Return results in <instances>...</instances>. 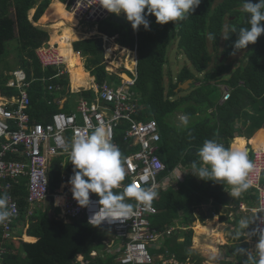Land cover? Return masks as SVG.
<instances>
[{
    "label": "trees",
    "instance_id": "obj_1",
    "mask_svg": "<svg viewBox=\"0 0 264 264\" xmlns=\"http://www.w3.org/2000/svg\"><path fill=\"white\" fill-rule=\"evenodd\" d=\"M50 1L0 0V59H7L6 65L2 67L5 70L10 66L19 65L27 71L28 80L31 77L35 78L29 89L28 86L26 88L30 99V105L26 110L31 118L35 117L37 121L43 120L39 118V113H35L39 108L43 109V98H52L46 91L47 85H44L45 81H42L41 77L50 78L55 69L43 70L35 57L34 49L48 39V32L33 27L28 20V12L34 7L32 20L35 21L42 14L43 21L46 9L64 7L60 2ZM243 3L244 0H201L194 13L188 14L185 19L178 22L170 21L166 24L157 23L155 16L149 14L147 18L150 21V30H145L143 26H140L139 30H133L131 23L126 19L127 26L112 22L109 17L103 21L108 30L117 32V40L121 44L133 47L136 42L138 45L135 92L141 94L145 110L136 116L143 120L152 117L158 123L161 137L157 154L164 162L166 172L177 164L189 167L193 161L199 166L197 152L207 139H214L228 148L232 139L239 136L235 138L233 145L235 148L240 144V137L243 135L246 136V145H251L250 136L255 131L256 138L264 137V33L258 37L256 43H250L243 50L240 59H230L237 34L229 31V38H223L226 26L229 28L235 26L237 30L240 27H249V14L243 11ZM10 7L13 8L12 11ZM60 19L69 20V17L62 14ZM70 19L73 21L71 14ZM47 20L51 21L50 17ZM172 29H175L176 38L172 39L177 47L176 60L179 61L178 53L181 52L187 61L173 75L174 79L171 76L173 70L164 69L167 63L166 50L170 42L169 33ZM15 33L18 39L15 38ZM22 35L25 37H21ZM210 35L214 38L210 39ZM221 37L223 42H220ZM9 40L10 42L14 40L12 47L8 43ZM73 48L81 50L83 55H91L87 60V66L97 81L109 79L119 82V78L114 74L109 75L110 78L102 77L106 72L101 60L103 53L100 38L74 41ZM23 53L30 56L32 61L27 62L22 57ZM9 54L15 57L14 63H10L9 58L5 57ZM4 70H0V90L3 94L12 87L5 85L8 74L5 75ZM127 73L130 77L134 76L131 72ZM188 78L194 81L190 87L176 92L174 89L178 84ZM50 82L60 83L61 90H64L68 75L66 73L55 75ZM218 83L226 84L230 90L229 98L221 103ZM7 91L8 95L14 93V89ZM82 93V96L91 97L92 92ZM56 108L50 106L48 109L57 111ZM175 111H180L188 117L187 127L175 124L169 119ZM70 142L71 140L69 144ZM61 159L62 156L54 157L53 165L48 168L50 190H53L60 181ZM189 169L183 180L177 182V187H169L152 201L158 209L152 218L156 228H162L165 223H172L175 219H179L185 225H190L196 218L203 221L219 212L224 205H230V209L237 210L240 197L234 198L229 195L231 186L201 180L191 173L192 168ZM14 190L19 202V217L23 219L29 206L26 200L25 180L22 179ZM246 191L242 194L246 195L247 202H252L256 196L248 195ZM0 193L3 192L0 190ZM238 214L236 213L235 221L232 222L235 236L239 228ZM219 218L224 220L226 216L220 215ZM197 225L205 224L196 222L194 227ZM105 231L106 228L92 226L84 219L74 218L66 222L62 218L50 217L45 207L37 209L30 216V225L27 228L28 235L36 236L37 240L21 241L16 250L13 246L10 247L11 251L3 255L2 264H73L76 252L87 256L91 249L101 246V238ZM192 234L191 229L182 231L166 238L164 243L178 258L185 259L190 256L192 264H199L202 257L195 255L189 248ZM177 236H182L183 240L177 241ZM238 238L242 239V236ZM227 248L228 253L236 258L233 263L228 262L229 264H245L247 257L238 249H246V242L232 244ZM114 257L109 254L105 257L98 256L89 264H117Z\"/></svg>",
    "mask_w": 264,
    "mask_h": 264
},
{
    "label": "clouds",
    "instance_id": "obj_2",
    "mask_svg": "<svg viewBox=\"0 0 264 264\" xmlns=\"http://www.w3.org/2000/svg\"><path fill=\"white\" fill-rule=\"evenodd\" d=\"M88 3L90 5H93H91L92 12L87 17L84 15V13L81 12L77 0H68L66 5L64 6L65 11H67V13H71L73 22L75 23L73 25V28L77 32L80 31L76 28L80 20L87 22H95L97 20L106 19L111 16L117 17L121 14H124L125 19L131 23V27L133 28V30H139L140 26H143L145 30H150V21L147 18L149 14L154 15L156 18V22L159 24H166L170 21L178 22L180 20L185 19L188 14L194 13L195 9L200 5L201 0H91V2L90 0H88ZM30 10L28 12V20L33 24V27L40 30H46L48 32V39L43 41L39 46L34 49L35 57L40 63L37 55L38 49L49 48L53 46L56 47L59 52L61 51L58 47L57 42L53 41L51 43L50 30L44 29L41 26L40 21H37L39 17L35 21H33L32 16L34 12L32 13L31 17H29V15L31 14ZM243 11L249 14V27H240L239 30H237L235 26H232L231 28L226 26L224 30V39L229 38V31L237 34V39L233 43V51L231 55H236L240 50L246 49L250 43H256L258 37H260L261 34L264 33V24L261 23L264 22V0H244ZM41 15L42 14H40L39 16ZM43 22L46 25H49L55 21L44 20ZM209 38L211 39L214 37L210 35ZM73 42L74 41H72V43ZM101 48L102 52H104V48L102 46ZM135 49V45L134 47L129 48L130 57H134V62L132 63V65L129 68L127 67V69L125 68L126 66L122 67L123 69L120 70L118 74H116L119 78L120 83L118 82V84H112L110 82H107L106 80L102 82H95L94 77V82L96 83L94 87H85L84 89H80L83 91H91L93 95L91 97L82 95L79 96L77 99V104L81 99H87L88 102L96 104L98 110L104 111L103 117L105 120H107L112 117L113 108L112 110H107L103 108L99 99L98 90L100 89V86L102 84H108L113 88L123 86V88L127 90V93L129 95L127 102H130L134 105V111L132 112L131 116L134 119L140 121H146L148 119L155 120V118L152 117L143 120L136 116L138 113L145 110V105L141 102V94L135 92V83L137 77L136 70L138 61V56ZM74 51L73 54L78 55L81 64V60L86 58H83L82 51ZM133 51L134 53L132 54ZM62 54L65 56V62L68 72L70 70L67 64L68 59L64 53ZM22 57L30 56H28L26 53H23ZM110 59L111 53L110 56L107 58V61L102 60V63L104 64V69L109 74H111L115 69H108ZM17 69L23 70V72H25L23 68L18 67H16L14 70ZM127 72H131L132 74H134V76L122 79L120 81L121 77L128 75ZM130 80H132V82H129ZM27 81H30L28 80V76ZM217 85L221 91L220 101L223 102L229 98L230 90L228 86L224 83H218ZM113 119L116 121V124L113 127L112 134L103 124H99L88 133H77L73 136L70 144L64 149V151L69 153V162H71L73 167L70 164H67L60 170L61 172L59 182L64 184V192L60 193L54 189H49V177L47 168L48 195L44 200L38 202L30 203L27 201L29 203V206L27 207L25 214L27 216H31L33 214V208L35 205H38L39 203H46L49 199L54 202L55 198L61 196L60 203L58 204L57 208L62 213L64 219L67 220L66 222H69L74 218H78L84 219L88 224L92 226L108 229L110 231V237L105 238L102 235V237H104L101 239L102 249L105 254L113 256L116 253H120L119 256H115L114 258L117 264H122L120 262V258L124 256L125 243L128 238L126 237V234L119 233L117 227L115 226L116 223L112 222L117 219L122 220V218L128 217L132 213L133 208L130 203L132 204L131 201L132 199H134L138 204L143 205L145 208H148L151 205L156 208L155 212L149 213L145 216L148 220L147 226L149 230L155 234V237L152 240L146 242L147 250L152 256V258H154V260L156 258V255L154 253L155 250L163 249L165 253H167L166 257H169L173 254L178 259V261L181 262V264H187L188 260L191 258H178L174 252L169 250V246L165 244L164 241L166 238L173 237L175 234L185 231V227H190L189 229H191L193 232L191 224L185 225L181 223L179 219H175L172 223H165L162 228H156L153 224L152 218L158 212V209L152 203V201L162 191L167 190L169 187H177V182L183 180L184 176L189 172V168H192L191 173L201 180L212 181L214 183H219L222 185L227 184L231 186V190L228 192L229 195L231 197L238 198L251 186V183L248 180V176L250 171L254 167L253 163L251 162L253 152L248 153L245 149L233 147L235 138L239 136H236L234 139H232L230 143L232 147L228 148H226L223 144L218 143L214 139H207L203 142V145L198 149L197 152V155L200 160L199 166L197 165V162L193 161L192 165L189 167L177 164L171 170L166 172L165 164L161 160L160 156L157 154L158 142L160 140L161 135L158 128V123L156 122V131L158 133V138L156 140H151V145L153 149L152 151H148V153L150 155L156 156L158 160L162 163L160 172L157 175V180L161 182V184L157 189L148 187V184H142V186L140 187L136 184L131 183V177L132 175H135V173L131 172L128 169L126 165V158L130 159V157H133L137 165L142 164L141 159L135 158V153H138L141 150V145L136 139L133 138V136L126 138L124 137L123 132L128 125V120L123 118ZM179 119L185 127L188 126L189 119L187 116H181ZM140 152H143V150ZM179 167H181L182 169H179ZM261 178H263V176H261ZM22 179L25 180L26 186L28 177L25 175L19 176L17 182H13L11 178L8 179L12 182L10 192L13 193V195L17 199L18 214L12 225L13 231L10 237H4V233L2 232L0 224V250H2L0 252L1 264L3 255L11 251L10 247H12L13 242L16 241L14 239L20 240V242L22 241V238L20 239L15 231V225L17 223V220L20 218V210L18 197L15 194L16 190H14L16 185H18ZM121 182L123 183L121 184ZM114 189H122L123 191L115 192ZM65 197H69L70 199L76 200L77 204L81 207H88L91 203L90 197H96L99 198L97 203L100 205V207L99 210L96 211L88 221L84 215L79 214L73 216L65 213L64 204L62 201V198ZM256 203H243L246 207L242 209L239 207L238 202L236 210L237 213L241 212L240 214L242 215L245 211H247V213L252 216V219L246 217L240 220L239 230L236 232V236L233 233V223L231 226V235L233 236V238H236L237 241H233V243H231L230 245L241 244L243 242L247 243L246 249H238L239 252L244 253L247 257L245 260V264H264V228L258 227V214L256 211L253 210V208L256 207ZM229 210L230 205H224L223 208L219 212L214 213L213 216L219 214L217 215L219 218L220 215H223V213H226ZM98 213L99 215H97ZM10 215L11 213L9 210V196L6 192L0 193V223H4L10 217ZM195 220H198L200 224H204L203 221H200L198 218H196ZM240 236H242V239L238 238ZM253 236H256L257 239H254ZM179 237L180 236H177V241ZM117 240H120V242H117ZM255 241L256 243L254 244L253 251L249 252L247 249L252 244L251 242ZM228 252L229 251H227V257L229 259L226 261L227 263H230L231 260L234 261L236 258L234 255L229 254ZM80 255L81 253L79 254V256ZM79 256L75 253V258H78Z\"/></svg>",
    "mask_w": 264,
    "mask_h": 264
},
{
    "label": "built area",
    "instance_id": "obj_3",
    "mask_svg": "<svg viewBox=\"0 0 264 264\" xmlns=\"http://www.w3.org/2000/svg\"><path fill=\"white\" fill-rule=\"evenodd\" d=\"M77 1L81 12L87 17L92 12L93 4L90 5L88 0ZM37 55L41 66L57 67V71L51 77L64 73L61 65L66 63L65 56L56 47L40 48L37 50ZM28 84L26 73L20 69L12 71V77L6 82L8 87H22ZM56 87L53 84L48 85L49 89ZM98 95L104 109L112 110L113 108V118L128 120V125L123 132L124 137L133 136L141 145L140 151L143 150V152L135 153V158L141 159L142 164L137 165L133 157L126 158L128 169L135 173L131 177V183L140 187L142 184H148V187L157 189L161 184L157 180V175L162 163L156 156L148 153L153 149L151 140L158 138L156 121L153 119L140 121L131 116L134 105L127 102L129 95L123 86L113 88L108 84H102ZM29 105L30 101L24 90L17 99L8 100L0 97V190L9 196L11 213L10 217L1 223L4 237L11 236L12 225L18 214L17 199L10 192L12 182L8 179L11 178L13 182H17L19 176H27V201L34 203L44 200L48 195L47 168L50 157L66 152L64 149L69 145L68 134L73 138L77 133L90 132L99 124H103L112 134L116 124L112 117L105 120L104 111L98 110L96 104L88 102L85 98L78 102L74 112L67 113L59 110L52 113L47 122H31L26 110ZM251 162L254 167L249 173L248 180L257 188L258 197L253 210L258 214V227L264 228V183L261 182L264 172V148L253 151ZM98 200L99 198L90 197V205L81 207L74 199L62 198L65 213L73 216L84 215L88 221L99 210ZM131 202L132 213L122 220L117 219L112 222L116 223L118 232L126 234L128 238L125 243V253L120 258V262L122 264H181L173 254L161 261H155L152 258L147 250L146 242L152 240L155 234L149 230L145 216L155 212L156 208L152 205L145 208L134 199ZM239 207L244 209L246 206L240 202Z\"/></svg>",
    "mask_w": 264,
    "mask_h": 264
},
{
    "label": "crops",
    "instance_id": "obj_4",
    "mask_svg": "<svg viewBox=\"0 0 264 264\" xmlns=\"http://www.w3.org/2000/svg\"><path fill=\"white\" fill-rule=\"evenodd\" d=\"M53 1H57V2H60L63 4V6L66 5V3L68 2V0H64V1H59V0H51V2ZM50 8V7H49ZM66 8V7H65ZM34 12V8H32L30 10V15L29 17H31L32 13ZM67 13V11H66ZM58 13L56 12L55 15H57ZM70 14L71 13H67L68 17H69V20H65V19H58V18H53L51 16L50 20H54L56 19L55 22L53 23H56L58 25H53L52 24H49V25H46L43 21L44 20H47L50 15L47 16V19H43V21L41 20V16H39V18L37 19V21L39 22L40 21V24L41 26L44 28V29H47V30H50V38H51V43L53 42V39H55V35L58 34V36L61 37V39L63 38L65 41H66V45L64 47H61V50L62 52L67 56L69 55L70 53H73V51L75 50L73 48V43H70L71 40L73 41H76V40H82V39H89V38H92V37H97V38H100L101 39V46L106 49L107 47H111L112 49V52H111V58L113 55H116L117 54V50L119 49H125L126 51H129V48L130 46L128 45H124V44H121L117 38H118V34L117 32L113 33L111 32L110 30H108V26L106 27V24L103 23L104 19H100V20H97L94 23V28L90 31H83L81 32L80 31H76L74 28H73V25L75 24L73 21H71L70 19ZM117 16V15H116ZM110 18V21L112 22H115L114 20H111L112 16L109 17ZM118 20H123L122 23H119V22H116L118 24H124L125 22V16L124 14H121L117 17ZM73 20V19H72ZM37 22V23H38ZM106 27V28H105ZM72 29V30H70ZM65 32H67L69 34V37L66 36ZM170 34V33H169ZM17 33H15V38L16 37ZM24 35H22L21 37H23ZM77 36V37H76ZM25 37V36H24ZM76 38V39H75ZM18 39V38H17ZM69 39V42H67ZM75 39V40H74ZM110 39H113V40H110ZM174 41L172 39V37H170V42L169 44ZM169 44L167 46V50H166V59H167V63L166 64H169V61H168V58H170V60L172 59L171 57H173V54H172V47L169 48ZM135 51L137 53V56H138V51H137V43L135 42ZM133 45V47H134ZM24 46V45H23ZM27 46V45H26ZM60 50V51H61ZM81 51V50H80ZM124 51V50H123ZM75 52V51H74ZM103 53V57L101 60H106L107 61V58L110 56V54H108L105 50V52H102ZM75 55V54H73ZM175 55V54H174ZM130 56V54H129ZM91 57V55H88V54H85L83 55V58H86L87 60ZM27 62H31L32 59L31 57H23ZM86 59H83V60H86ZM111 60V59H110ZM119 60V58L117 59ZM6 60H2L0 63L4 62ZM10 61V60H9ZM38 61V60H37ZM11 63V62H10ZM39 63V62H38ZM112 62L109 61V65L108 67H111L112 65L110 64ZM40 64V63H39ZM114 64V63H113ZM41 65V64H40ZM130 66L132 65V62H130L129 64ZM0 66H2V64H0ZM171 66V65H170ZM16 67L18 68H22L21 66L17 65V66H10L8 69H5L2 67L0 70L3 71L4 70V74H8L7 78H6V81L8 78L11 77V72L12 70H14ZM116 67L118 68H122V66L120 65H117ZM115 67V68H116ZM125 67V66H124ZM127 69V67H125ZM24 69V68H23ZM165 69V68H164ZM25 70V69H24ZM31 72H33V70L30 68ZM112 70V68H111ZM82 71L84 72L82 75H80V79L79 80H76V77L77 76H73L72 74V70H69L68 71V82L66 84V88L64 90H61V85L60 83H53V82H50V79L52 77L49 78V76H43L41 78L42 81H45V84L44 85H47L45 87L46 91H48L49 94H51L52 98L49 99V98H43L44 102L42 104L43 106V109L39 108L38 111H36L35 113H39V118L42 120V121H37L35 119V117H32L30 116L29 114V118H30V121L31 122H47L50 120V117H51V114L56 112V111H53V110H49L48 108L50 106H56L57 108V111L59 110H62V111H65V112H74L75 111V104L74 103L73 105L69 103V96L74 94L76 99H78L79 96H81L83 93V90H80V89H84L85 87H88V88H92L95 86V82H94V76L91 75L89 73V70H85V68L82 66ZM25 72L27 73V71L25 70ZM177 72V71H176ZM136 74H137V70H136ZM126 75V74H125ZM173 75H175V73L173 72V74L171 75L172 78L174 79ZM53 76V75H52ZM130 76L129 75H126L124 77H121L120 78V81L122 79H125V78H129ZM35 78L34 77H31L30 78V81H29V84H28V89L32 83V81L34 80ZM191 80V82L189 83V86L187 88H180V87H176L174 90L177 92L179 89H183V90H187L190 85L194 82L193 79L191 78H188ZM187 80V79H186ZM186 80H184L182 83H179V84H183ZM120 83V82H119ZM50 84H54V86H57L56 88H51L49 89L48 88V85ZM118 84V83H116ZM178 84V85H179ZM5 85H6V82H5ZM4 85V86H5ZM8 87V86H7ZM9 89H14L13 92H16L17 91V86H12L10 87ZM7 89V90H9ZM6 90V93H2V91L0 90V97H3V96H6L8 95L7 94V91ZM80 90V91H79ZM93 94L91 93V96ZM43 97V96H42ZM42 100V101H43ZM219 102L221 103V101L219 100ZM210 111V109H209ZM181 113L180 111H175V113ZM34 113V114H35ZM172 114V115H174ZM184 116V115H183ZM169 119H171V116L169 117ZM68 139L69 140H72L70 134H68ZM234 143H235V140H234ZM233 143V145H234ZM250 147H247L246 148V151L249 150ZM56 156H62V159L61 161L59 162V166H60V169L63 168L66 163L68 162V164H70L71 166H73L71 164V162H69V153L68 152H61V153H58L56 155H54V157ZM53 157V156H52ZM50 157V160H49V165H48V168H50L52 165H53V158ZM26 178V177H25ZM261 182L264 183V179L261 178ZM22 184V183H21ZM54 190H56L57 192H64V184L63 183H58V185L54 188ZM248 193V195H255L256 198H254V200L252 202L246 200V195L245 194H241L240 196V199H239V203L242 202V203H248V204H255L257 202V188L253 185L250 186V188L248 189V191H246ZM60 199H61V196L57 197L54 199V202L51 201V199L48 200V203L52 206H49L47 209H46V212L49 214L50 217H57V218H62L63 221H67L66 219H64L62 213L60 212V210L58 209L57 211L55 210V208H57L58 204L60 203ZM28 206V205H27ZM45 204L44 203H39L38 205H35L34 208H33V212L34 210H40L42 208H44ZM217 219V218H216ZM30 225V216H27L26 214H24V218H19L17 220V223L15 225V231L17 233V236L21 239L22 238V241H27V242H34L37 240V237L36 236H31V235H28L27 233V228L29 227ZM109 234H110V231L108 229H106V231L104 232L103 236H107L105 238H109ZM102 237V238H104ZM30 238H32L33 240H31ZM101 238V239H102ZM16 241L13 242L12 246H13V249L16 250L19 246L18 244L20 243V240H17V239H14ZM117 242H120V240H117ZM226 243V241H225ZM252 244L250 245V247L247 249L249 251L250 248H253L254 247V244L256 243L255 242H251ZM81 252H76V254L79 256ZM98 256L100 257H105L106 254L105 252L103 251L102 249V245L101 246H98V248H93L91 249L89 252H88V255L86 256L85 254L81 253V255L78 257V258H75L73 260V264H77V263H80L82 262V264H89L92 260L96 259ZM80 258V259H79ZM78 260V261H77ZM231 262H234L233 260H231ZM193 261L192 259H189L187 264H192ZM205 262H203V258L200 260V263L199 264H204ZM1 264V263H0Z\"/></svg>",
    "mask_w": 264,
    "mask_h": 264
},
{
    "label": "rangeland",
    "instance_id": "obj_5",
    "mask_svg": "<svg viewBox=\"0 0 264 264\" xmlns=\"http://www.w3.org/2000/svg\"><path fill=\"white\" fill-rule=\"evenodd\" d=\"M12 7H10V11H12ZM58 13V15H55V13ZM62 14H67L64 7L62 6H59L58 8H48L46 9V12L44 13L43 15V18L47 19V16L50 15V18L51 16L52 17H56L58 19L61 18V15ZM51 21H56V19L54 20H51ZM53 25H58L57 22L56 23H53ZM124 25L127 26V23L124 22ZM76 28L78 30H81V31H90L94 28V23L93 22H87V21H83V20H80L79 21V24L76 26ZM174 33H175V29H172L170 31V37H173V38H176L174 37ZM77 37V36H76ZM76 39V38H75ZM74 39V40H75ZM110 40H113V39H110ZM54 42H57L58 44V47L60 48L61 50V47H64L66 45V41L60 36H58V34L55 35V39H53ZM73 40H71L70 43H72ZM12 42H14V40H9L8 43H10V46L12 47ZM69 42V39L68 41ZM220 42H223V38L221 37L220 38ZM208 44L210 43V40H208L207 42ZM172 47V54H173V57H171L172 59L170 60V58H168V61L171 65V68H168L170 65L169 64H165V70L166 69H172L174 73H176V71L179 70V68L187 63L186 61V58L185 56L180 52L178 53V57H179V61L176 60V56L174 54H176V44L174 43V41H172L170 44H169V48ZM106 49H104V52H105ZM62 51V50H61ZM107 52V51H106ZM129 51H126L123 49H119L117 50V54L116 55H113L110 62L112 66L111 67H108V69L110 70L111 68L114 69L117 65H120L122 67L126 66V67H130V56H129ZM243 56V50H240L236 55H232L230 57V59H234V58H242ZM5 57L9 58L10 62L11 63H14V59L15 57L12 55V54H9V55H6ZM119 58V60H117ZM3 59H0V62L2 61ZM4 60H7V59H4ZM87 62L86 60H81V65L89 70L90 72V67L87 66ZM114 63V64H113ZM2 64V66L4 67L6 65V61L0 63ZM2 66H0V68H2ZM15 66V65H14ZM41 66V65H40ZM41 68L43 70L47 69V68H52V69H55V72L57 71V67L56 66H48V67H43L41 66ZM61 68L64 70V73H66L68 75V72H67V68H66V63H63L61 65ZM123 68H115L113 70V72L111 74H109L106 70H105V74H102V77L104 78H110L109 75H116L119 73L120 70H122ZM73 71V70H72ZM84 72L82 71L81 75L83 74ZM73 74V73H72ZM108 74V75H107ZM95 77V75H94ZM42 78V77H41ZM107 82H110L112 84H116V81L115 80H112L110 81L109 79L106 80ZM95 82H99L95 79ZM17 92V91H16ZM14 92V93H16ZM13 93V94H14ZM184 93V91L182 92ZM69 103L70 104H74L76 103L75 105H77V99L75 97L74 94L70 95L69 98ZM76 108V106H75ZM74 108V109H75ZM209 111V110H208ZM170 116V115H169ZM168 116V117H169ZM183 116L182 113H175L174 115H171V121L174 122L175 124H178V125H182L181 121H180V117ZM168 117H167V121L169 122L168 120ZM256 135H257V132L255 131L251 136H250V142H251V145L248 144L246 145L245 142H246V136H241L240 137V144L238 145V147L236 146L235 148H241V149H245L247 147H251V146H262L260 145L261 142H264L263 139H260L259 138H256ZM252 140L253 143H252ZM230 147H232V145H230ZM179 169H182L181 167H179ZM263 178H264V172H263ZM123 182H121L122 184ZM115 192H119V191H123L122 189H114ZM45 204V210L50 206V204L48 202L44 203ZM200 208V207H198ZM198 208H194V209H198ZM202 209L205 210V207H203ZM224 212V211H223ZM237 211L235 209H230L229 211H227L226 213H223V215L226 216V219L224 220H221L220 218H218L217 215L219 214H216L214 216H212V218H205L203 220V223L204 224H208L210 223L212 225V228H211V231H208V232H205L203 231L202 233L200 234H197L196 233V230L194 228V225L196 222H199L198 220H194L192 223H191V226L193 228V234L191 236V240H192V245L189 247L193 253L195 255H198V256H201L203 258V262H205L204 264H228L226 260H228L229 258L227 257V250H228V246L233 243V241H237L236 238H233V236L231 235V226H232V222L235 221V215H236ZM241 212H239L238 216H239V222L242 218H251L252 219V216H250L247 211H245L242 215L240 214ZM181 214V213H179ZM217 218V219H215ZM211 221V222H210ZM200 223V222H199ZM190 227H185L184 230L185 231H188ZM214 229V230H213ZM239 230V228H238ZM218 233L220 236H216L214 235V233ZM212 233V234H211ZM197 234V235H196ZM107 237V236H105ZM110 237V236H109ZM254 239H257L256 236H253ZM31 240H33L32 238H30ZM183 240V237L180 236L178 238V241H182ZM226 241V243H225ZM170 244V243H169ZM253 251V248H250L249 249V252ZM152 252V251H151ZM155 255H156V258L155 260L156 261H161L162 259H164L166 256H167V253H165V251L162 249V250H155L154 251ZM120 253H116L114 254V256H119ZM159 255V256H157ZM188 258H190V256H188ZM211 261V262H210Z\"/></svg>",
    "mask_w": 264,
    "mask_h": 264
},
{
    "label": "bare ground",
    "instance_id": "obj_6",
    "mask_svg": "<svg viewBox=\"0 0 264 264\" xmlns=\"http://www.w3.org/2000/svg\"><path fill=\"white\" fill-rule=\"evenodd\" d=\"M65 34H66V36H68L69 37V34L67 33V32H65ZM123 50H125L124 48H123ZM106 51H107V53L108 54H110L111 52H112V49H111V47H107L106 48ZM62 52V51H61ZM63 53V52H62ZM134 53V51L132 52V54ZM67 59H68V67H69V69L70 70H73L72 71V73H73V76H77L76 77V80H79L80 78V75H81V73H82V67H81V64H80V59H79V57H78V55H73V53H70L69 55H67ZM130 61L133 63L134 62V57H130ZM18 89H17V92L16 93H14V94H11V95H6V96H3L4 98H6V99H8V100H10V99H12V98H14V99H17L18 98V95H20V93H21V91L22 90H24L25 92H26V94H27V96H28V98H29V95H28V92H27V86H22V87H17ZM29 101H30V99H29ZM261 137V139H263L264 140V137L263 136H260ZM260 137H259V139H260ZM253 141L254 140H252V143H253ZM260 145H262V146H251L250 148H249V150L247 151L248 153H251V152H253V151H255L256 149H259V148H264V142H261V144ZM216 219V218H215ZM211 222V221H210ZM195 228V230H196V233L197 234H200V233H202L203 231H205V232H208V231H211V228H212V225L210 224V223H208V224H205V225H197V226H195L194 227ZM214 230V229H213ZM196 234V235H197ZM212 234V233H211ZM214 235H216V236H220L217 232L216 233H214ZM211 262V261H210Z\"/></svg>",
    "mask_w": 264,
    "mask_h": 264
},
{
    "label": "water",
    "instance_id": "obj_7",
    "mask_svg": "<svg viewBox=\"0 0 264 264\" xmlns=\"http://www.w3.org/2000/svg\"><path fill=\"white\" fill-rule=\"evenodd\" d=\"M111 20H114L115 22H119V23H122L123 22V20H118L114 16H112ZM190 82H191V80L190 79H187L183 84H179L178 87H180V88H187L189 86V83Z\"/></svg>",
    "mask_w": 264,
    "mask_h": 264
}]
</instances>
